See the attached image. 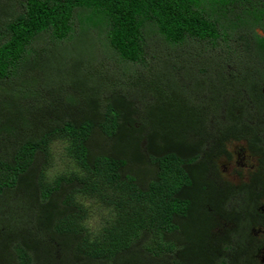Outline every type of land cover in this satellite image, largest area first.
Wrapping results in <instances>:
<instances>
[{
	"label": "trees",
	"instance_id": "trees-1",
	"mask_svg": "<svg viewBox=\"0 0 264 264\" xmlns=\"http://www.w3.org/2000/svg\"><path fill=\"white\" fill-rule=\"evenodd\" d=\"M55 141L79 175H46ZM257 198L264 0H0V264H253L225 220Z\"/></svg>",
	"mask_w": 264,
	"mask_h": 264
},
{
	"label": "rangeland",
	"instance_id": "rangeland-1",
	"mask_svg": "<svg viewBox=\"0 0 264 264\" xmlns=\"http://www.w3.org/2000/svg\"><path fill=\"white\" fill-rule=\"evenodd\" d=\"M15 5H17V3H15ZM94 40H96L95 38H93L92 35L88 36V39L85 37L83 39H81L79 42L76 41L75 43L77 44V48H76V44H65V51L68 57H76L79 52L81 51V49L83 48V46L86 47H91V42H94ZM78 42V43H77ZM62 48L58 50V53H62ZM49 58H56L58 57L57 54H52L48 56ZM83 60H87L85 57ZM78 62H76L77 64ZM83 65L85 66V64H90V62L87 61H83ZM55 71L52 70L50 74H54ZM254 109L252 107H249V114L252 118H250L247 121H251L253 118H256L254 116ZM222 113H224V111L222 110ZM234 144L236 146H240V142H237ZM64 146L65 144L59 141H55L50 145V150H51V166H48L46 169V175L49 176V179H53V177H55L56 175H59L61 173H75L77 175L80 174V168L78 167V165H76L75 163H73L70 159H68V157L65 154V150H64ZM247 162V168L250 167V165L252 164V161H249V159L246 160ZM223 163V161L221 162ZM253 165V164H252ZM251 165V167H252ZM245 168V169H247ZM224 180L227 182V185L231 186L234 184V182H236L238 180L237 178V173H235V171H233V166L229 167V168H224ZM245 172V171H244ZM76 200L79 201L80 203H82L81 205L84 206L85 208H89L88 209V218H86L87 221V225L88 227H90L91 230H100L101 227L104 225V218H106V215H110V213L108 212V208L106 205H104L102 202H97L96 200L88 197V196H84V195H78L76 196ZM32 212V210L30 211ZM38 214V213H37ZM165 257V256H163Z\"/></svg>",
	"mask_w": 264,
	"mask_h": 264
},
{
	"label": "flooded vegetation",
	"instance_id": "flooded-vegetation-1",
	"mask_svg": "<svg viewBox=\"0 0 264 264\" xmlns=\"http://www.w3.org/2000/svg\"><path fill=\"white\" fill-rule=\"evenodd\" d=\"M230 148L235 157L233 155L232 160L224 164V166H226L225 168H229L234 165L238 168L245 169L248 166L246 162L247 159H249V161H252L253 164H251L252 167L250 165V167L248 168H255L254 166L257 165L256 158L250 157L248 152L243 149V147H238L233 143ZM237 178L238 180L234 182V184L231 185L230 188H237L234 185L241 186V177L237 176ZM255 203L260 209V213L264 214V200H262L261 198H257ZM230 205L231 204L228 203L226 208ZM238 214L239 213L237 210V212L233 213V215H231L229 219L227 218L225 220L226 229H230V231L237 230V235L242 236L241 247L244 249V251L241 252V256L247 254L255 258L256 261H254L253 264H264V219H257L258 217L248 215V213H245L244 209L241 211L239 216ZM239 217H241V219H239ZM239 263L247 264L245 262Z\"/></svg>",
	"mask_w": 264,
	"mask_h": 264
}]
</instances>
